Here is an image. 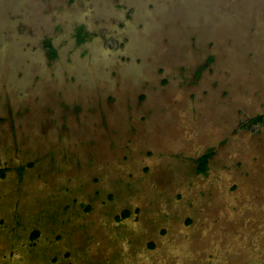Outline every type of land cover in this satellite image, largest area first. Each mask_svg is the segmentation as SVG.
Listing matches in <instances>:
<instances>
[{"label": "rangeland", "instance_id": "374dc122", "mask_svg": "<svg viewBox=\"0 0 264 264\" xmlns=\"http://www.w3.org/2000/svg\"><path fill=\"white\" fill-rule=\"evenodd\" d=\"M0 264H264V0H0Z\"/></svg>", "mask_w": 264, "mask_h": 264}, {"label": "trees", "instance_id": "16d2710c", "mask_svg": "<svg viewBox=\"0 0 264 264\" xmlns=\"http://www.w3.org/2000/svg\"><path fill=\"white\" fill-rule=\"evenodd\" d=\"M48 45V44H47ZM49 46V51L51 53V55H55V50L50 46ZM257 119H260V117H258ZM257 119H253V120H257ZM213 154V151L210 149L208 150L206 153L202 154L201 156H199L196 160V164H197V169L200 173H206L207 171V165H208V161L210 156ZM4 170H1V173H3ZM127 215V212L123 213V216ZM38 235V232L35 231L32 235V237H36Z\"/></svg>", "mask_w": 264, "mask_h": 264}, {"label": "flooded vegetation", "instance_id": "af4514ba", "mask_svg": "<svg viewBox=\"0 0 264 264\" xmlns=\"http://www.w3.org/2000/svg\"><path fill=\"white\" fill-rule=\"evenodd\" d=\"M256 233H257V232H256ZM141 255H144V254H141V253H140V255H139V256H141Z\"/></svg>", "mask_w": 264, "mask_h": 264}]
</instances>
